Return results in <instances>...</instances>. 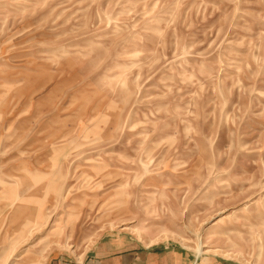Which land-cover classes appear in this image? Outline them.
I'll return each mask as SVG.
<instances>
[{
    "label": "rangeland",
    "instance_id": "obj_1",
    "mask_svg": "<svg viewBox=\"0 0 264 264\" xmlns=\"http://www.w3.org/2000/svg\"><path fill=\"white\" fill-rule=\"evenodd\" d=\"M127 261L264 264V0H0V264Z\"/></svg>",
    "mask_w": 264,
    "mask_h": 264
},
{
    "label": "crops",
    "instance_id": "obj_2",
    "mask_svg": "<svg viewBox=\"0 0 264 264\" xmlns=\"http://www.w3.org/2000/svg\"><path fill=\"white\" fill-rule=\"evenodd\" d=\"M130 259H131V258H129V262H131ZM129 262L127 261V264H128ZM146 264H151V263L147 261Z\"/></svg>",
    "mask_w": 264,
    "mask_h": 264
}]
</instances>
